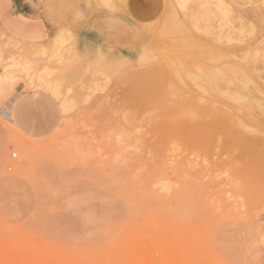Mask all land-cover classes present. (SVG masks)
<instances>
[{
  "label": "rangeland",
  "instance_id": "1",
  "mask_svg": "<svg viewBox=\"0 0 264 264\" xmlns=\"http://www.w3.org/2000/svg\"><path fill=\"white\" fill-rule=\"evenodd\" d=\"M14 2L0 0V264H264V167L240 188L224 164L239 149L149 148L139 103L228 110L264 144V0H163L151 20L131 0Z\"/></svg>",
  "mask_w": 264,
  "mask_h": 264
},
{
  "label": "bare ground",
  "instance_id": "2",
  "mask_svg": "<svg viewBox=\"0 0 264 264\" xmlns=\"http://www.w3.org/2000/svg\"><path fill=\"white\" fill-rule=\"evenodd\" d=\"M145 79H143V83ZM166 90L167 88L162 86L156 89L155 91H153L152 93L163 95V93H165ZM159 97L154 98V99L152 97L151 100L146 98L145 100H141L139 102V103H144L145 106H151L153 108V112L149 116L148 121L150 120L151 121L155 120V121H154V125L150 124L153 127L152 129L150 128V131L148 133H149V136L154 139V143H152L149 146V148L159 149L161 147V146L159 147V145L164 144V142L169 138L170 140H174L176 142V143H173L174 142L173 141L172 142L173 144L180 143L181 146L185 149V151L186 150L199 151L202 154L204 152L205 153L208 152L210 149H219L220 151H222L223 149L224 150L239 149L237 154L234 155V157H232L231 159H228V162L225 161L224 164L229 165V162H230L231 166H234V167L235 165L237 166L236 171L232 172L234 179L227 184L228 185L230 184L239 185L240 188L244 187L248 181H253L254 177L262 172V168L264 167V153L260 154V152H258V149H264V144L260 145L258 139L254 138L253 136L248 137L246 136V133L239 135V136L236 135L237 132L235 133V130H238L237 123L239 122H235L232 120L231 114L228 112V110H224L221 108L213 109L211 108L212 106L210 107V105H207V106L202 105V104L197 105L196 103L193 104V103H188L184 101L181 102L179 100H177L176 102H170L169 100H166L165 98L160 99ZM127 100H130V99H127ZM194 107H195V110H198V111L194 112L195 111L193 110ZM187 164L190 166L189 169L187 170V173H189L190 179H193V180H201L202 178L204 179V177L208 174L207 172L210 170L209 168L203 167L204 168L203 170H205V172H201L199 169H198L199 171H196L197 169H195L193 162L187 163ZM202 166L203 165H201V167ZM213 166L215 167L216 165H213ZM217 167L218 166H216L215 168ZM193 169H195V171ZM184 170H185V167H184ZM203 173H204V176L202 175ZM206 177H210V176H206ZM187 183L189 184V182ZM164 185L166 186L165 183ZM193 185L194 184H192V188H193ZM239 215L240 214H237L235 216L239 218ZM155 220L157 224H154L155 226H153L152 229L155 232L160 233L162 232V223H161L162 219L161 220L155 219ZM151 222L153 221L151 220ZM216 227L218 228V226Z\"/></svg>",
  "mask_w": 264,
  "mask_h": 264
},
{
  "label": "crops",
  "instance_id": "3",
  "mask_svg": "<svg viewBox=\"0 0 264 264\" xmlns=\"http://www.w3.org/2000/svg\"><path fill=\"white\" fill-rule=\"evenodd\" d=\"M10 7H15L16 4H14L15 0H7ZM133 5H131L132 10L135 11L134 15H136L139 18L142 13L144 20H151L153 19L157 14L160 15V12L163 9V0H131ZM26 7L25 4H23L21 7H19L20 10H24ZM27 19V16L24 12H21L18 16V20Z\"/></svg>",
  "mask_w": 264,
  "mask_h": 264
}]
</instances>
